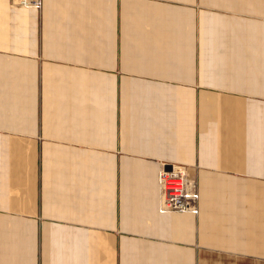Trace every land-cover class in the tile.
Returning a JSON list of instances; mask_svg holds the SVG:
<instances>
[{
  "label": "crops",
  "instance_id": "obj_1",
  "mask_svg": "<svg viewBox=\"0 0 264 264\" xmlns=\"http://www.w3.org/2000/svg\"><path fill=\"white\" fill-rule=\"evenodd\" d=\"M0 264H264V0H0Z\"/></svg>",
  "mask_w": 264,
  "mask_h": 264
},
{
  "label": "built area",
  "instance_id": "obj_2",
  "mask_svg": "<svg viewBox=\"0 0 264 264\" xmlns=\"http://www.w3.org/2000/svg\"><path fill=\"white\" fill-rule=\"evenodd\" d=\"M20 7L40 9L42 0H10ZM157 180L160 190V212L198 213V182L187 167L182 164L164 163L158 171Z\"/></svg>",
  "mask_w": 264,
  "mask_h": 264
},
{
  "label": "bare ground",
  "instance_id": "obj_3",
  "mask_svg": "<svg viewBox=\"0 0 264 264\" xmlns=\"http://www.w3.org/2000/svg\"><path fill=\"white\" fill-rule=\"evenodd\" d=\"M199 192V191H198ZM198 201H199V198H198ZM199 209V208H198Z\"/></svg>",
  "mask_w": 264,
  "mask_h": 264
}]
</instances>
